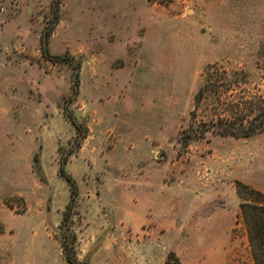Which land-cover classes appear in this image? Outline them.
<instances>
[{
	"label": "rangeland",
	"instance_id": "1",
	"mask_svg": "<svg viewBox=\"0 0 264 264\" xmlns=\"http://www.w3.org/2000/svg\"><path fill=\"white\" fill-rule=\"evenodd\" d=\"M260 106L264 0H0V264H253Z\"/></svg>",
	"mask_w": 264,
	"mask_h": 264
},
{
	"label": "trees",
	"instance_id": "2",
	"mask_svg": "<svg viewBox=\"0 0 264 264\" xmlns=\"http://www.w3.org/2000/svg\"><path fill=\"white\" fill-rule=\"evenodd\" d=\"M49 35L50 32L47 33V36ZM45 53L46 55L48 54L47 51H45ZM213 126L217 128L218 134L223 137H252L264 132V106H260L259 112L251 118L247 119V116H245L241 120L221 119ZM62 173L64 174V168H62ZM68 181L71 184L73 183L70 177H68ZM244 188L248 191L250 190L248 187ZM250 192L252 197L251 199H247V202L241 204L240 212L247 230L249 244L254 259L253 264H264V194L256 190H250ZM2 232L3 231H0V233ZM68 260L70 261L69 258ZM164 264L183 263L175 253L171 252Z\"/></svg>",
	"mask_w": 264,
	"mask_h": 264
}]
</instances>
